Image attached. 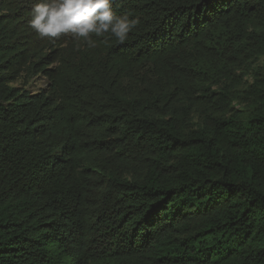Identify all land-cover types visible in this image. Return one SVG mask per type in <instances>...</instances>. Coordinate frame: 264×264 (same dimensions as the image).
Instances as JSON below:
<instances>
[{
    "label": "trees",
    "instance_id": "trees-1",
    "mask_svg": "<svg viewBox=\"0 0 264 264\" xmlns=\"http://www.w3.org/2000/svg\"><path fill=\"white\" fill-rule=\"evenodd\" d=\"M37 2L0 0V264H264V0H115L94 48Z\"/></svg>",
    "mask_w": 264,
    "mask_h": 264
},
{
    "label": "clouds",
    "instance_id": "clouds-1",
    "mask_svg": "<svg viewBox=\"0 0 264 264\" xmlns=\"http://www.w3.org/2000/svg\"><path fill=\"white\" fill-rule=\"evenodd\" d=\"M115 0H39L31 8L29 26L41 39L55 43L71 37L96 47L95 37L115 38L123 43L136 29L139 19L130 14L118 15Z\"/></svg>",
    "mask_w": 264,
    "mask_h": 264
},
{
    "label": "rangeland",
    "instance_id": "rangeland-1",
    "mask_svg": "<svg viewBox=\"0 0 264 264\" xmlns=\"http://www.w3.org/2000/svg\"><path fill=\"white\" fill-rule=\"evenodd\" d=\"M255 66L256 68L264 67V59H261ZM252 79H253V73L247 77L246 84L251 83ZM42 87H44V84L37 78V80L35 79L34 81H32V83L27 87V89L31 91H34V90L37 91L38 89Z\"/></svg>",
    "mask_w": 264,
    "mask_h": 264
}]
</instances>
